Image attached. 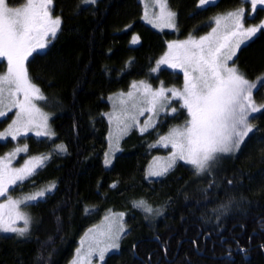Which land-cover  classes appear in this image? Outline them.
Returning <instances> with one entry per match:
<instances>
[{
  "label": "trees",
  "instance_id": "trees-1",
  "mask_svg": "<svg viewBox=\"0 0 264 264\" xmlns=\"http://www.w3.org/2000/svg\"><path fill=\"white\" fill-rule=\"evenodd\" d=\"M195 1H170L180 33L207 21L206 13L189 16ZM23 2L8 0L13 7ZM52 4L60 30L46 54L28 61V73L53 113L55 137L32 142V152L51 155L28 187H55L31 205L33 223L23 237L0 232V264H71L86 231L111 210L123 212L126 230L103 264H264V34L234 57L243 76L260 80L252 96L262 105L239 150L210 172L197 175L179 162L164 177L148 179L152 157L163 152L157 138L173 121L130 132L107 167L110 98L151 76L175 32L147 26L140 0ZM8 120H0V130ZM11 145L0 142V152ZM139 201L153 211L134 206Z\"/></svg>",
  "mask_w": 264,
  "mask_h": 264
},
{
  "label": "snow or ice",
  "instance_id": "snow-or-ice-1",
  "mask_svg": "<svg viewBox=\"0 0 264 264\" xmlns=\"http://www.w3.org/2000/svg\"><path fill=\"white\" fill-rule=\"evenodd\" d=\"M52 3L53 0H25L21 6L13 7L9 5L8 0H0V60L6 61L7 64L6 73L0 75V105L8 99L12 108L19 109L17 118L9 125L8 131L0 133V139L8 136L15 139L17 135L26 134L21 132V128L30 130V126L36 123L37 115L40 122L36 127L44 130L37 131L36 135H52L46 130L47 115L33 103L34 100H44L45 97L39 87L31 82L26 67V61L34 53L46 54L47 44L56 38L60 30L62 19L59 16H52ZM81 3L89 6L94 5L96 0H81ZM157 3L161 9L158 19L165 26L175 27L176 13L167 10V0H157ZM209 3H212V0H199L201 6ZM250 4V11L254 13L258 5H264V0H250ZM243 14V8L228 12L226 16L214 18L217 28H213L208 35L198 39L190 36L188 40L169 44V53L162 57L157 62V68L152 70L155 72L160 65H167L183 71V91L165 89L162 83L156 91H152L150 85H144V89L146 97H150L147 102L153 109L167 99V92H171L175 98L182 99L181 106L187 109L190 119L186 121V126L182 130L173 129L170 136L162 137V140H168L172 144L175 151L168 167L150 175H165L176 160L191 165L199 175L209 169L218 154L239 150L244 139L253 132L254 126L249 123V116L251 113L261 111V107L254 103L252 96V90L256 85L250 83L236 67L227 65V61L232 59L241 43L250 40L264 29V22L257 26L245 27ZM222 22L224 33L218 34ZM48 37L51 39H46ZM233 37L236 39L230 44L229 41ZM138 41L139 37L132 38L133 44ZM261 86H264V81L261 82ZM135 87L134 84L133 88ZM21 93L22 100L18 98ZM176 111L175 108L172 109V112ZM5 115L6 112L0 108V117ZM57 147L61 151H66L64 145ZM22 151H27L26 145L16 149V153ZM44 159L47 157H33L22 167L15 169H10L4 160H0V196H4L8 191L7 185L16 184L31 176L35 167L42 164ZM110 163L111 161L106 158L105 164ZM54 187L52 184L47 191L50 192ZM44 196L45 192L41 191L26 197L25 200L36 201ZM19 203L21 201L9 198L6 204H0V231L17 233L23 237L28 231L29 218L16 210ZM134 206L142 207L149 213L153 211L145 201H139ZM4 209L8 211L5 212ZM16 220H23L25 227H15ZM123 231V226H118L114 237H118ZM108 247L118 248L119 245L112 243ZM105 251L106 249H101L99 252L101 260L104 259ZM91 254L90 245L89 255Z\"/></svg>",
  "mask_w": 264,
  "mask_h": 264
},
{
  "label": "rangeland",
  "instance_id": "rangeland-1",
  "mask_svg": "<svg viewBox=\"0 0 264 264\" xmlns=\"http://www.w3.org/2000/svg\"><path fill=\"white\" fill-rule=\"evenodd\" d=\"M170 1L171 0H167V10L175 12L171 6ZM19 6H15V7H19ZM52 6H51L52 16L53 17L59 16L58 14L53 12ZM140 7H141L140 8L141 17L145 23L149 24L151 27L157 30H166L167 32H175L174 36L168 39L167 48L159 56L158 60L156 61L155 65L152 68L153 70L154 68H157V62L162 57H164L166 54L169 53V47H168L169 44H172L173 42L188 40L190 36L194 38L196 37L193 34H181L179 32L180 31V22H179L180 19L176 12H175L176 16L174 18L175 27L165 26V24L161 20L158 19V17L161 14V9H160L159 4L157 3V0H143V3L140 5ZM223 33H224V29H223V22H222V25L219 29L218 34H223ZM46 39H51V38L48 37ZM53 40L54 39H52L51 42L47 44V48L49 47V45L52 43ZM247 41L248 40L244 42H247ZM241 44L239 45V48L236 49V53L232 57V59L227 61V65L229 67H236L240 74H242V72L245 73L246 70L239 68V65L237 64V62H235L234 57L240 50V47L242 46ZM259 49L261 52L264 51V48L262 47H259ZM173 54H175V50H173ZM34 55L35 53L33 54V56ZM33 56H30L28 60L26 61L27 71H28V61ZM0 62L2 64L0 75H2V74H5L7 71V64H6V61L4 60H0ZM244 77L250 83L255 84L256 87L258 83L260 82L259 79L249 80L248 77L246 76ZM29 78L31 82L35 84L32 81L30 75H29ZM161 83L163 84V87L165 89H177V90L183 91V86H184L183 71L181 69L170 68L167 65H160L157 71L155 72L151 71L150 77L139 79L136 81L134 80L128 89L123 90L111 96L110 98L111 108H110V113L108 115L109 125H110L109 143H108L107 153L105 156V159L108 158L111 161V163L107 164V167L112 166L115 157L121 151L122 140L130 132H132L133 130H136L141 133H146L147 131L152 130V129L160 130L166 127L168 122L170 121H173V124L168 126L166 131L160 133L156 141L157 142L156 145H158V147L163 149V152L157 155H154L152 157V161L149 163L148 169L146 171V177L148 179H157V178L164 177L177 163L184 162L181 160H176L175 164L171 168H169L168 172L163 176L150 175V173L159 172V171H162L164 168L168 167L169 163L172 160V154L175 151V149L172 147V144L168 140H162V137L170 136V133L173 131V129L182 130L186 126V121L190 119L187 109L181 106L183 104V100L173 97L171 92L166 93L167 99L161 102L163 106H161V103H158L155 106V109H153L152 105L147 102V100L150 99V97H146L144 85H150L151 90L156 91L157 89L161 87ZM134 84L136 85L135 88H133ZM255 88L252 90V94ZM128 93H131L132 95L129 96ZM18 98L22 100L23 94L22 93L19 94ZM33 103L42 113L47 115L48 119H47V129L46 130L52 133V135H49V136L36 135L37 131L44 130V129H40L36 127V124L40 122V118L37 115L36 123L30 126V130L21 128V132H26V134L17 135L15 139H13L11 136H8L7 138H4V139H0V142H9V141L12 142V145L7 150L0 152V160H4L5 163L8 164L10 169L22 167L26 161L31 160L33 157H47L48 159L51 155L50 152L37 153V152L31 151L32 142L34 140L53 139L55 137V133L52 127L53 113L50 107L48 106L45 100H34ZM254 103L258 107L262 106V105L257 104L255 101ZM3 105H7V107H4ZM3 105H0V108H2V110L6 112V115L4 117H0V120H3L5 118H9V120L5 128L0 130V133H6L8 131L9 125H11L12 121L17 118V113L19 112L18 108L11 107L8 99H5L3 101ZM173 108H175L177 111L172 112ZM256 113L250 114L249 116L250 124H251V120H250L251 117L254 116V114ZM141 129H144V130L141 131ZM25 145L27 146V151L16 153L17 148H23ZM12 153H15V155H10ZM225 155L227 154H218L217 159L211 162L209 169H207L205 172H210L211 169L217 165L218 161L222 159ZM47 159H44L42 164H38L35 167L33 174L29 176L27 179L23 181H18L16 184L7 185L8 191L5 193L4 196H0V204H6L9 198H11L12 200L21 201V203H19V205L17 206L16 210L19 213H22L23 215L29 218L28 230L33 223V212L31 210V205L37 200L36 201H26L25 198L31 195H35L36 193L41 192V191H44L45 196H46V194L49 193V191H47L48 188L52 185V184H48V185H43V186L41 185L38 187L37 186L28 187V183H32L33 176L46 163ZM35 163L36 162L34 161V164ZM42 198H38V200ZM3 211L7 212L8 209H4ZM120 214H123V212L115 211V210L107 211L103 215L101 220H99L97 223H95L93 226H91L86 231V233L84 234V236L82 237L80 241V244L76 250L75 255L73 256L71 260V264H74V262L75 264H103L106 257L110 253L116 251L119 248V247L110 248L108 246L111 245L112 243H117L118 245H120L121 238L126 230L124 214L122 216ZM121 225L123 226L124 231L119 233L118 237H114L116 228ZM14 226L18 228L25 227V224L23 220H16ZM110 228H111V231H109ZM0 232L6 233L3 231H0ZM7 233H11V232H7ZM90 245L92 248L91 255H89ZM101 249H106V251L104 252L103 260L99 258V252Z\"/></svg>",
  "mask_w": 264,
  "mask_h": 264
},
{
  "label": "flooded vegetation",
  "instance_id": "flooded-vegetation-1",
  "mask_svg": "<svg viewBox=\"0 0 264 264\" xmlns=\"http://www.w3.org/2000/svg\"><path fill=\"white\" fill-rule=\"evenodd\" d=\"M224 1L225 0H212V3L201 6L199 4V0H196L194 11L190 13L189 16L190 17H193L195 15L200 16L202 13H206L204 18L207 21H205L204 25H202V22L200 21L199 26L194 25L193 27H190L189 29H187L186 32H181V34H193L195 35L196 39H198L201 36L208 35L209 33L212 32L213 28H217V24L215 23L214 18L223 17L228 12H234L241 8L244 9L243 23L245 27L257 26V25H260L261 22H264V10H262L264 9V5H258L257 10L253 13L250 11L251 9L250 0H237L238 2L236 4L231 3V0H226V1H229V3H226V5H224L225 4ZM142 3H143V0H140V4ZM147 26L151 27L149 24H147ZM261 34H264V29H261V31L258 32L256 36L252 37L250 40L242 43L241 45L242 46L246 45L248 42L259 37ZM134 37H139V36L138 34H136ZM235 39L236 38L233 37L229 41V43L231 44L232 41H234Z\"/></svg>",
  "mask_w": 264,
  "mask_h": 264
},
{
  "label": "bare ground",
  "instance_id": "bare-ground-1",
  "mask_svg": "<svg viewBox=\"0 0 264 264\" xmlns=\"http://www.w3.org/2000/svg\"><path fill=\"white\" fill-rule=\"evenodd\" d=\"M254 40V39H253Z\"/></svg>",
  "mask_w": 264,
  "mask_h": 264
}]
</instances>
